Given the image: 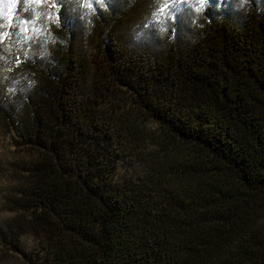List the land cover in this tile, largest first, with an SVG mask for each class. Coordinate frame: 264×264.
Wrapping results in <instances>:
<instances>
[{
    "label": "trees",
    "instance_id": "16d2710c",
    "mask_svg": "<svg viewBox=\"0 0 264 264\" xmlns=\"http://www.w3.org/2000/svg\"><path fill=\"white\" fill-rule=\"evenodd\" d=\"M8 7L0 264H264V0Z\"/></svg>",
    "mask_w": 264,
    "mask_h": 264
},
{
    "label": "rangeland",
    "instance_id": "374dc122",
    "mask_svg": "<svg viewBox=\"0 0 264 264\" xmlns=\"http://www.w3.org/2000/svg\"><path fill=\"white\" fill-rule=\"evenodd\" d=\"M9 0H6L5 2L3 3H0V9L2 10H7L9 7ZM6 45H9L8 43H6ZM2 65L4 66L5 65V62L2 63ZM1 139V137H0ZM7 144L5 141H2L0 140V155L3 154L4 152V149L6 148ZM25 242L27 245H30L31 243V238L29 236L25 237ZM4 264H18V262L15 260H8L7 262H4Z\"/></svg>",
    "mask_w": 264,
    "mask_h": 264
},
{
    "label": "snow or ice",
    "instance_id": "6c2138e0",
    "mask_svg": "<svg viewBox=\"0 0 264 264\" xmlns=\"http://www.w3.org/2000/svg\"><path fill=\"white\" fill-rule=\"evenodd\" d=\"M201 3H203V0H201Z\"/></svg>",
    "mask_w": 264,
    "mask_h": 264
}]
</instances>
